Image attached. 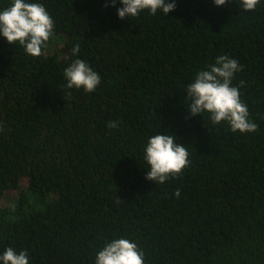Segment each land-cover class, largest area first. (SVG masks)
<instances>
[{"label": "trees", "instance_id": "trees-1", "mask_svg": "<svg viewBox=\"0 0 264 264\" xmlns=\"http://www.w3.org/2000/svg\"><path fill=\"white\" fill-rule=\"evenodd\" d=\"M30 2L54 29L39 57L0 36V254L95 264L123 238L144 264H264V0L250 12L240 0H176L167 16L125 20L120 0ZM221 55L242 66L231 84L255 132L187 109V85ZM75 59L100 75L94 92L64 87ZM156 134L189 153L164 184L145 179ZM6 192H17L14 202Z\"/></svg>", "mask_w": 264, "mask_h": 264}, {"label": "clouds", "instance_id": "clouds-1", "mask_svg": "<svg viewBox=\"0 0 264 264\" xmlns=\"http://www.w3.org/2000/svg\"><path fill=\"white\" fill-rule=\"evenodd\" d=\"M116 0H112L115 6ZM227 0H214L217 7L224 6ZM260 0H240L244 11H254ZM122 7L117 9L121 20L137 17L148 10L151 15L158 11L167 16L176 9V0H120ZM54 23L45 7L30 0H11L8 7L0 10V36L9 45L17 43L24 47L32 57L42 54V47L53 35ZM79 45L72 49L77 55ZM237 60L221 55L206 70L196 73L195 79L186 87L192 116L208 113L211 122L219 125L226 122L233 133H252L257 125L249 119L247 105L240 100L238 87L231 84L234 75L242 71ZM68 90L83 89L92 93L101 83L100 75L85 61L75 59L64 70ZM71 95V91L68 93ZM109 128L118 127V123L110 121ZM144 159L149 166L145 179L155 184H164L170 178L178 177L189 164V153L186 146L177 142L172 134H156L152 136L144 149ZM178 198L180 191L174 193ZM0 264H29L28 253L9 247L0 254ZM95 264H144V254L137 245L128 239H113L98 251Z\"/></svg>", "mask_w": 264, "mask_h": 264}, {"label": "rangeland", "instance_id": "rangeland-1", "mask_svg": "<svg viewBox=\"0 0 264 264\" xmlns=\"http://www.w3.org/2000/svg\"><path fill=\"white\" fill-rule=\"evenodd\" d=\"M17 192H6L4 195V200L6 202L12 203L15 201Z\"/></svg>", "mask_w": 264, "mask_h": 264}]
</instances>
